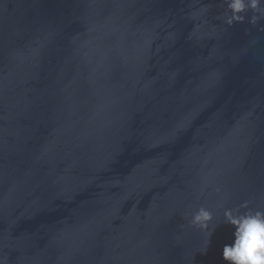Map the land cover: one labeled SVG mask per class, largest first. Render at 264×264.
<instances>
[{
    "label": "water",
    "instance_id": "95a60500",
    "mask_svg": "<svg viewBox=\"0 0 264 264\" xmlns=\"http://www.w3.org/2000/svg\"><path fill=\"white\" fill-rule=\"evenodd\" d=\"M252 14L0 0V264H226L225 210L264 211Z\"/></svg>",
    "mask_w": 264,
    "mask_h": 264
},
{
    "label": "clouds",
    "instance_id": "9594fccd",
    "mask_svg": "<svg viewBox=\"0 0 264 264\" xmlns=\"http://www.w3.org/2000/svg\"><path fill=\"white\" fill-rule=\"evenodd\" d=\"M230 12L226 23L242 22L245 14H253L249 22L256 24L264 18V0H224ZM225 222L230 224L233 231V240L225 244L222 256L226 264H264V211H248L243 214L233 213L231 209L224 212ZM213 215L201 207L192 216L190 223L209 230ZM210 232V231H209Z\"/></svg>",
    "mask_w": 264,
    "mask_h": 264
}]
</instances>
